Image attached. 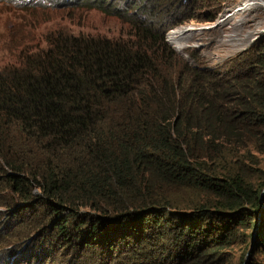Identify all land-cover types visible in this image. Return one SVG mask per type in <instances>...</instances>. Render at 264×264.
<instances>
[{
    "label": "trees",
    "instance_id": "1",
    "mask_svg": "<svg viewBox=\"0 0 264 264\" xmlns=\"http://www.w3.org/2000/svg\"><path fill=\"white\" fill-rule=\"evenodd\" d=\"M53 2L125 24L0 66V264H264V37L209 66L165 37L198 0Z\"/></svg>",
    "mask_w": 264,
    "mask_h": 264
},
{
    "label": "rangeland",
    "instance_id": "2",
    "mask_svg": "<svg viewBox=\"0 0 264 264\" xmlns=\"http://www.w3.org/2000/svg\"><path fill=\"white\" fill-rule=\"evenodd\" d=\"M14 1L0 0V66L16 61L20 49L32 50L38 45H44L46 33L49 35L71 32L115 36L122 31L125 24L119 16L106 13L96 7L86 5L64 7L54 4L53 0H41L33 1L39 5H22L28 8H21L19 7L21 1ZM243 1L198 0L199 4H195L193 8L196 10L195 16L174 28L190 26L203 31L188 35L185 38L187 45L182 49L176 48L167 39L169 30L166 31L165 37L170 45L187 59H190L189 52L197 49L203 64L209 66L224 64L229 57L264 37V32L257 31V28L264 27V7L252 5L236 10ZM44 2L45 5H42ZM214 13L216 17L213 20L204 19L208 14ZM217 21L218 23L213 27ZM40 34H43V37H40ZM230 36L233 38L230 39ZM261 163L264 166V162ZM219 264H232V262Z\"/></svg>",
    "mask_w": 264,
    "mask_h": 264
},
{
    "label": "bare ground",
    "instance_id": "3",
    "mask_svg": "<svg viewBox=\"0 0 264 264\" xmlns=\"http://www.w3.org/2000/svg\"><path fill=\"white\" fill-rule=\"evenodd\" d=\"M241 5L236 7V10L238 9H243V8H247L250 7L252 5H260L264 7V2L263 0H244L242 3H240ZM252 8V7H251ZM254 8V7H253ZM247 10V9H246ZM235 13V12H234ZM241 13V12H240ZM242 14V13H241ZM245 14V13H244ZM225 16V15H223ZM222 16V18H223ZM230 17V16H229ZM221 18V19H222ZM264 18V17H263ZM220 19V20H221ZM219 20V21H220ZM241 21V19H240ZM218 23V21L213 25V27H215V25ZM222 23V22H221ZM235 23V22H234ZM239 28V27H238ZM203 31L200 28H192L190 26H182V27H177L174 29L169 30V32L167 33V39L173 43V45H175L176 48L178 49H182L183 47H185L186 44V37L190 34H194V32H200ZM251 31V30H250ZM257 31L263 33L264 32V27L263 28H257ZM248 32V31H247ZM256 32V31H255ZM244 33V32H243ZM231 35H235V33H231ZM240 35V34H239ZM251 35V34H250ZM194 36V35H193ZM229 36V35H228ZM233 36H230L229 38L232 39ZM236 37V36H235ZM243 37V36H242ZM253 37V35H252ZM239 39V38H238ZM232 41V40H231ZM238 41V40H237ZM241 41V40H240ZM249 41V40H248ZM242 45V44H241ZM244 45V44H243ZM235 46V45H234ZM239 48V47H238Z\"/></svg>",
    "mask_w": 264,
    "mask_h": 264
},
{
    "label": "clouds",
    "instance_id": "4",
    "mask_svg": "<svg viewBox=\"0 0 264 264\" xmlns=\"http://www.w3.org/2000/svg\"><path fill=\"white\" fill-rule=\"evenodd\" d=\"M9 1V0H8ZM19 1H21L20 3H19V5H24V4H34V5H39V3H34L33 1H36V2H39V1H41V0H19ZM13 2H15L14 0H13ZM16 4H18V3H16ZM41 5V4H40ZM42 5H45V2L42 4ZM169 29H171V28H169ZM168 29V30H169Z\"/></svg>",
    "mask_w": 264,
    "mask_h": 264
},
{
    "label": "water",
    "instance_id": "5",
    "mask_svg": "<svg viewBox=\"0 0 264 264\" xmlns=\"http://www.w3.org/2000/svg\"><path fill=\"white\" fill-rule=\"evenodd\" d=\"M263 2H264V0H263Z\"/></svg>",
    "mask_w": 264,
    "mask_h": 264
}]
</instances>
